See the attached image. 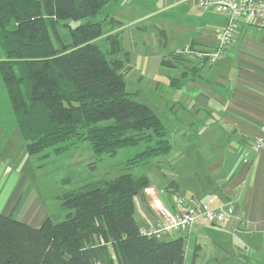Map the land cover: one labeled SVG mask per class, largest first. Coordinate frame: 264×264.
I'll list each match as a JSON object with an SVG mask.
<instances>
[{
    "label": "trees",
    "instance_id": "obj_1",
    "mask_svg": "<svg viewBox=\"0 0 264 264\" xmlns=\"http://www.w3.org/2000/svg\"><path fill=\"white\" fill-rule=\"evenodd\" d=\"M108 1L0 0V77L28 155L143 145L129 168L171 151L158 114L126 90L117 34L103 36ZM148 186L130 173L86 183L57 197L63 220L39 227L0 214V264H184V236L148 237L135 221L133 197Z\"/></svg>",
    "mask_w": 264,
    "mask_h": 264
},
{
    "label": "crops",
    "instance_id": "obj_2",
    "mask_svg": "<svg viewBox=\"0 0 264 264\" xmlns=\"http://www.w3.org/2000/svg\"><path fill=\"white\" fill-rule=\"evenodd\" d=\"M101 17L107 20L103 36L117 34L121 43L125 74L137 75L136 95L154 106L161 103L171 144L165 155L170 174L158 183L141 174L155 194L143 189L133 197L138 226L154 225V206L176 212L178 197L210 206L234 199L241 222L228 230L250 238L237 242L242 248L228 252L222 264H249L254 247L260 252L255 260L264 263V149L252 152V143L264 136V21L241 23L223 56L208 63L192 55L173 56L186 46L211 52L219 43L226 17L204 9L200 0H110ZM163 60L168 63L163 65ZM1 114L0 214L39 227L48 217L46 208L19 168L25 150L16 123L14 127L10 118L3 121ZM196 225L189 234L175 230L163 238L191 241L194 229L208 228ZM209 262L219 260L211 257Z\"/></svg>",
    "mask_w": 264,
    "mask_h": 264
},
{
    "label": "rangeland",
    "instance_id": "obj_3",
    "mask_svg": "<svg viewBox=\"0 0 264 264\" xmlns=\"http://www.w3.org/2000/svg\"><path fill=\"white\" fill-rule=\"evenodd\" d=\"M100 17L101 16H99V18ZM69 23L73 26L75 25V22L73 21H69ZM104 30H106L105 27ZM95 43H97L103 50L109 48L108 42L103 37L95 40ZM166 62L168 63V61ZM136 76L135 71L125 74L126 90L128 92L135 93V90L138 88ZM155 94V97H158L160 92L157 91ZM135 99L143 101L151 108L153 107L152 109L155 112L157 111L158 116L166 125V119L158 108L161 105L160 102L159 106H154L149 99H142L137 96L136 93ZM0 111H3V114H1L3 121L5 120L8 122L10 118L14 127H16L13 111L1 77ZM16 132L17 136H19L18 131ZM19 140L21 146H24L22 139L20 138ZM15 149L17 150L16 147ZM142 149L143 145L137 147H124L119 149L115 155L104 154L97 157L90 150L87 142H81L70 146L65 152L58 154L54 153L51 148H47L43 151V153H48L45 158L30 156L25 152V160L20 164L19 168L26 173L30 183L40 196L41 201L46 208L47 216L53 222H59L64 219L65 212L60 211L59 200L57 197L86 183L97 180L113 179L123 173H130L136 176L145 174L153 183H158L159 181L162 182L164 179L163 175H166L167 177L170 174V168L165 161V155L155 157L147 164L126 168L128 159L134 157L135 154ZM23 151L22 148V152ZM193 233L194 235L192 238L194 239L191 241L185 238L186 264H193L192 257L194 253H196L195 264L210 263L209 261L211 257H216L219 260L218 264H222V260L228 256V252H236L242 248V246H238L237 242L241 240L247 241L250 238L243 231H235L232 233L228 230L227 226L211 224H208L206 230L203 229V231H196V229H194ZM195 237L197 239H195ZM196 244L199 245V248H195ZM258 249L259 248L256 247L253 248L256 253H260ZM109 250L112 254L110 247ZM256 253H251L249 264H264L262 260L260 262L255 260L257 258Z\"/></svg>",
    "mask_w": 264,
    "mask_h": 264
},
{
    "label": "built area",
    "instance_id": "obj_4",
    "mask_svg": "<svg viewBox=\"0 0 264 264\" xmlns=\"http://www.w3.org/2000/svg\"><path fill=\"white\" fill-rule=\"evenodd\" d=\"M200 5L204 9H210L226 17L217 47L211 52H204L192 51L189 46H186L176 49L175 54L192 55L198 61L213 63L223 56L241 23L264 21V0H200ZM261 149H264V136L256 138L252 143V152ZM250 154V151H246L245 157H249ZM144 191L148 195L155 192L147 188ZM177 205L176 212L164 206H154L153 209L157 215L156 222L153 226L142 228V233L148 237L161 239L175 230L189 234L197 223L229 226L235 221L241 222L237 216L234 199L218 206H210L205 202H195L185 197H178Z\"/></svg>",
    "mask_w": 264,
    "mask_h": 264
}]
</instances>
